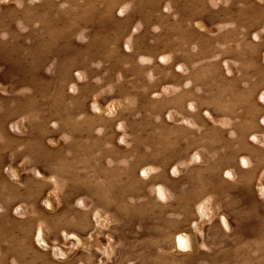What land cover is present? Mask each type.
I'll return each instance as SVG.
<instances>
[{"label":"rangeland","instance_id":"obj_1","mask_svg":"<svg viewBox=\"0 0 264 264\" xmlns=\"http://www.w3.org/2000/svg\"><path fill=\"white\" fill-rule=\"evenodd\" d=\"M0 264H264V0H0Z\"/></svg>","mask_w":264,"mask_h":264}]
</instances>
